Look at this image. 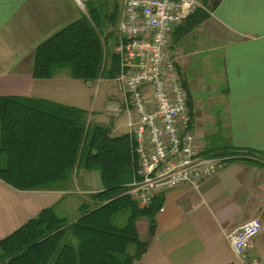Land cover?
<instances>
[{
  "label": "crops",
  "instance_id": "obj_1",
  "mask_svg": "<svg viewBox=\"0 0 264 264\" xmlns=\"http://www.w3.org/2000/svg\"><path fill=\"white\" fill-rule=\"evenodd\" d=\"M85 15L86 7L76 0H0V97L87 111L82 94L68 85L70 73L59 69L51 79L33 77L37 47ZM188 27L184 23L175 29L170 51L180 53L178 68L189 86L193 121L203 102L189 88L194 92L196 80L210 74L222 85L216 98L221 114L211 119L224 130L225 146L241 152L198 190L181 186L158 197L154 233L147 220L138 223L148 249L137 264H243L226 234L252 219L260 220L262 231L249 254L264 264V157L246 155L248 150L264 153V0H220L208 20ZM194 134L201 152L210 150L195 126ZM79 173L36 191L17 190L0 179V241L48 208L76 221L69 209L76 212L81 206L69 204L70 197L87 195L85 204L95 206L92 196L102 190L100 174Z\"/></svg>",
  "mask_w": 264,
  "mask_h": 264
},
{
  "label": "trees",
  "instance_id": "obj_2",
  "mask_svg": "<svg viewBox=\"0 0 264 264\" xmlns=\"http://www.w3.org/2000/svg\"><path fill=\"white\" fill-rule=\"evenodd\" d=\"M122 2H88L87 15L37 47L34 79H51L64 68L72 79L85 83L103 76L117 79ZM208 2L210 9L198 7L181 25L188 23L191 30L208 20L220 0H204L206 5ZM192 107L189 97L193 118ZM0 132V179L15 189H50L81 171L99 172L102 183V190L92 196L95 206L82 205L76 221L70 223L48 208L2 239L0 264L138 263L148 249V243L140 238L138 223L147 220L153 225L161 202L156 198L150 207L140 209L126 194L138 168L135 142L129 134L113 136L110 124L108 128L100 126L85 110L18 97H0ZM239 152L224 146L202 154L231 162ZM246 155L264 157L254 150ZM122 212H128L129 217L123 226H117L114 219Z\"/></svg>",
  "mask_w": 264,
  "mask_h": 264
},
{
  "label": "built area",
  "instance_id": "obj_3",
  "mask_svg": "<svg viewBox=\"0 0 264 264\" xmlns=\"http://www.w3.org/2000/svg\"><path fill=\"white\" fill-rule=\"evenodd\" d=\"M85 8L92 0H76ZM116 53L121 58L119 99L106 111L124 118L135 142L138 168L126 194L140 209L177 188L198 190L204 180L224 169L229 158L204 156L197 145L189 95L178 68L180 53L171 54L175 29L201 7L199 0H123ZM262 231L258 219L226 234L243 264H263L250 256Z\"/></svg>",
  "mask_w": 264,
  "mask_h": 264
},
{
  "label": "rangeland",
  "instance_id": "obj_4",
  "mask_svg": "<svg viewBox=\"0 0 264 264\" xmlns=\"http://www.w3.org/2000/svg\"><path fill=\"white\" fill-rule=\"evenodd\" d=\"M199 3L201 6L206 7V9H210L211 7V2H208L206 5L204 0H199ZM62 72H67L69 74V70L67 68H64ZM68 85L73 87L75 90H79L82 94V97L84 98L83 105L86 107L92 120L99 122L105 121L110 124L112 126L111 131L115 135L126 134L128 132L127 121L124 118H109L106 115L108 107L112 102L116 101V98L119 95V85L116 79H109L107 76H103L97 81L85 83L83 81L74 80L70 76ZM187 86L188 85H186V87ZM213 87H216L217 90ZM221 88L222 85H220L219 79H211L210 74L196 80L195 87H193L194 92H192L191 87L189 88L194 96V99L203 102L201 110L194 112L195 116L193 127L195 126V128H198V130L205 135V139L203 138V141L207 143V147L210 150L214 151L226 145L224 141V130L218 123H214L211 119V117L218 118L217 115L221 114V106L219 101L216 100V98L219 97L217 93H219V89L221 90ZM114 127L117 130L113 132ZM78 176H80V173ZM85 197L87 198L88 196L77 195L75 197H70L72 199H70L68 203H77L79 206L85 205V203H87ZM69 210L70 212L68 215H70V217L80 216L79 210L75 212L73 206ZM128 217V212H122L115 217L114 224L117 226H123Z\"/></svg>",
  "mask_w": 264,
  "mask_h": 264
},
{
  "label": "water",
  "instance_id": "obj_5",
  "mask_svg": "<svg viewBox=\"0 0 264 264\" xmlns=\"http://www.w3.org/2000/svg\"><path fill=\"white\" fill-rule=\"evenodd\" d=\"M99 125L102 126V127H104V128H108V124H106V123H104V122H99ZM154 229H155V226L152 225L151 228H150V230H151V234L154 233Z\"/></svg>",
  "mask_w": 264,
  "mask_h": 264
}]
</instances>
